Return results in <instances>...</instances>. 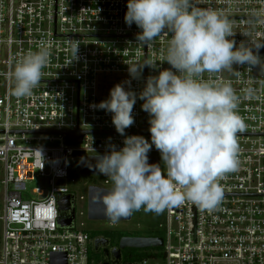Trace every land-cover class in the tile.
Here are the masks:
<instances>
[{
  "label": "built area",
  "instance_id": "1",
  "mask_svg": "<svg viewBox=\"0 0 264 264\" xmlns=\"http://www.w3.org/2000/svg\"><path fill=\"white\" fill-rule=\"evenodd\" d=\"M126 5L127 0H0V264H52L55 254L66 255V264L94 263L91 234L58 226L59 197L72 193L69 159L124 146L113 114L92 107L106 100L104 78L118 77L114 84L131 80V90L139 94L148 76L171 67L164 62L155 70L145 67L139 80L129 76L125 62L159 60L170 37L140 47L141 30L125 23ZM198 6L230 19L237 46L264 43V0H199ZM76 40L78 59L67 65L70 42ZM48 42L51 62L39 86L31 97L13 96L9 74L15 62ZM246 67L234 65L239 74H220L242 97L246 86L256 95L239 104L246 127L237 134L238 168L220 181L222 203L211 213L191 203L164 210L163 251L155 249L134 264H264V77ZM142 103L137 98L135 123L125 135L151 142ZM75 132H87L80 144L69 143L64 134ZM148 156L158 157L164 169L155 146Z\"/></svg>",
  "mask_w": 264,
  "mask_h": 264
},
{
  "label": "clouds",
  "instance_id": "2",
  "mask_svg": "<svg viewBox=\"0 0 264 264\" xmlns=\"http://www.w3.org/2000/svg\"><path fill=\"white\" fill-rule=\"evenodd\" d=\"M198 3L127 0L124 20L127 26L135 24L141 30L136 34L140 47L151 48L158 37H170L159 60L125 62L129 76L139 80L145 67L155 70L164 62L171 67L148 76L139 94L131 90V80H126L110 90L108 99L92 106L112 113L115 130L124 137L122 148L109 145L105 154L94 157V165H88L96 175L111 181L109 189L98 191L92 199L102 204L112 224L141 209L160 214L185 203L211 213L224 198L220 181L238 168L237 134L246 127L238 108L242 98H256L255 89L242 88V97L220 74H239L234 65H247L249 72L259 67L264 72V59L259 55L264 43L249 46L242 41L237 46L230 19ZM70 43L72 58L67 65L78 59L80 45L77 40ZM51 48V42L41 43L15 62L9 74L13 96L33 95L43 69L51 62ZM137 98L149 116L151 142L141 135H125L135 123L132 112ZM153 146L164 169L149 163ZM35 151L44 161L42 150Z\"/></svg>",
  "mask_w": 264,
  "mask_h": 264
},
{
  "label": "rangeland",
  "instance_id": "3",
  "mask_svg": "<svg viewBox=\"0 0 264 264\" xmlns=\"http://www.w3.org/2000/svg\"><path fill=\"white\" fill-rule=\"evenodd\" d=\"M118 77L109 76L103 80H107L104 84V92L101 96L105 99L109 98L110 90L116 85L112 82H117ZM113 84V85H112ZM118 84V83H117ZM80 155L75 154L69 159L70 178L67 182V187L76 195V228L83 230L91 235L93 233L108 234L112 239V246L117 247L124 237L135 238H154L159 232L166 230V213L163 211L160 214L154 212H145L143 209L133 212L130 221H119L117 224H112L109 221H92L88 215V188L92 185L105 188L111 187V181L102 177H82L79 172ZM163 251L161 248L153 249H130L123 250L124 260L127 255L133 256L150 253L155 251Z\"/></svg>",
  "mask_w": 264,
  "mask_h": 264
},
{
  "label": "water",
  "instance_id": "4",
  "mask_svg": "<svg viewBox=\"0 0 264 264\" xmlns=\"http://www.w3.org/2000/svg\"><path fill=\"white\" fill-rule=\"evenodd\" d=\"M259 55L264 59V50L259 51ZM255 74L259 77H264V72H261L259 67H255ZM143 130L141 134L145 133ZM69 143L80 144L87 134V132H75L64 133ZM95 156H83L79 161V172L82 177H102V175H96L89 167V164L94 165L96 163ZM149 163L160 164L158 157H149ZM100 190H107L98 186H90L88 188V215L92 221H109L103 214L102 204H98L93 201L92 197ZM59 210L60 218L58 226L60 229H75L76 227V195L74 193L61 195L59 197ZM132 214L127 218H122L120 221H130ZM110 222V221H109ZM164 246V240L162 238H135L124 237L121 239L120 244L117 247L112 246V240L108 238H97L94 240V250L99 251L103 248V261L101 264H125L123 257V250L130 249H153L162 248ZM52 264H66V255L55 254L53 255Z\"/></svg>",
  "mask_w": 264,
  "mask_h": 264
},
{
  "label": "trees",
  "instance_id": "5",
  "mask_svg": "<svg viewBox=\"0 0 264 264\" xmlns=\"http://www.w3.org/2000/svg\"><path fill=\"white\" fill-rule=\"evenodd\" d=\"M99 236H108V234H101L99 232L98 233H93L92 238L99 237ZM154 238H162V239H164L165 238V233L164 232H159L158 236L154 237ZM148 256H149V253H143V254H139V255H135V256L130 254V255H127V257H125L124 263L125 264H134V263H136L138 261L145 260ZM91 261H92V263L94 262L93 264H101L103 259L99 258V257H96L94 255V252L92 251V253H91Z\"/></svg>",
  "mask_w": 264,
  "mask_h": 264
},
{
  "label": "flooded vegetation",
  "instance_id": "6",
  "mask_svg": "<svg viewBox=\"0 0 264 264\" xmlns=\"http://www.w3.org/2000/svg\"><path fill=\"white\" fill-rule=\"evenodd\" d=\"M105 179H108V178H105ZM100 187L105 188V186H102V185H100ZM105 189H109V188H105ZM132 216H133V213H132ZM91 236H92V235H91ZM97 238H99V239H101V238H108V239H111V237H110V236H99V237H95V238H93V252H94V255H95L96 257H99V258H102V259H103V248L100 249L98 252L94 250V240L97 239ZM111 240H112V239H111ZM123 257H124V253H123Z\"/></svg>",
  "mask_w": 264,
  "mask_h": 264
}]
</instances>
